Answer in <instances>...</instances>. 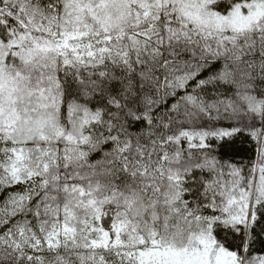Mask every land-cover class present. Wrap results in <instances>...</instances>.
Here are the masks:
<instances>
[{"label": "snow or ice", "instance_id": "snow-or-ice-1", "mask_svg": "<svg viewBox=\"0 0 264 264\" xmlns=\"http://www.w3.org/2000/svg\"><path fill=\"white\" fill-rule=\"evenodd\" d=\"M0 264H264V0H0Z\"/></svg>", "mask_w": 264, "mask_h": 264}]
</instances>
